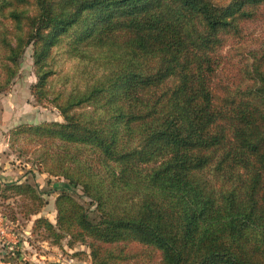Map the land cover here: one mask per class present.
<instances>
[{
	"label": "trees",
	"instance_id": "16d2710c",
	"mask_svg": "<svg viewBox=\"0 0 264 264\" xmlns=\"http://www.w3.org/2000/svg\"><path fill=\"white\" fill-rule=\"evenodd\" d=\"M259 8L0 0V95L33 45L31 93L65 119L15 135L33 137L46 172L81 187L98 213L61 190L56 224L40 218L35 230L89 239L93 264H264V41L235 63L217 50ZM64 41L74 73L54 68ZM54 78L69 84L55 91Z\"/></svg>",
	"mask_w": 264,
	"mask_h": 264
},
{
	"label": "rangeland",
	"instance_id": "374dc122",
	"mask_svg": "<svg viewBox=\"0 0 264 264\" xmlns=\"http://www.w3.org/2000/svg\"><path fill=\"white\" fill-rule=\"evenodd\" d=\"M91 26L92 22H89L88 28ZM239 28V37L224 35L217 47L222 56L233 57V63L254 50H262L264 8L257 9L251 18L242 20ZM33 50V45L26 48L19 75L11 88L0 95V260L10 264H93L89 239L74 240L67 232L56 239L44 225L35 230V220L40 218L56 224V200L61 190L83 204L92 219L98 213L93 201L83 195L81 187L46 172L40 147L31 141L33 137L15 135L21 127L65 122L56 108L38 103L31 93V87L37 81ZM68 50L72 49L65 41L53 49L56 57L54 68L63 74L74 73L78 60L70 56ZM228 62L224 63L228 66ZM68 82L54 78L50 84L57 91L63 83L68 85ZM89 109L90 106H85L75 112L82 113ZM26 185L34 189L39 199H33L34 195L26 189H16V186ZM129 249H135V246ZM125 264L140 262L129 261Z\"/></svg>",
	"mask_w": 264,
	"mask_h": 264
},
{
	"label": "crops",
	"instance_id": "0c3cea01",
	"mask_svg": "<svg viewBox=\"0 0 264 264\" xmlns=\"http://www.w3.org/2000/svg\"><path fill=\"white\" fill-rule=\"evenodd\" d=\"M4 254V252H2ZM6 260V259H5ZM8 261H3V260H0V264H10V263H7Z\"/></svg>",
	"mask_w": 264,
	"mask_h": 264
}]
</instances>
